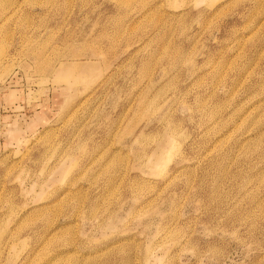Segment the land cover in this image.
<instances>
[{"label": "rangeland", "instance_id": "rangeland-1", "mask_svg": "<svg viewBox=\"0 0 264 264\" xmlns=\"http://www.w3.org/2000/svg\"><path fill=\"white\" fill-rule=\"evenodd\" d=\"M0 264H264V0H0Z\"/></svg>", "mask_w": 264, "mask_h": 264}]
</instances>
